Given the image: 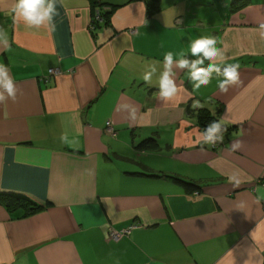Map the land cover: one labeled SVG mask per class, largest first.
I'll list each match as a JSON object with an SVG mask.
<instances>
[{"label": "crops", "instance_id": "1", "mask_svg": "<svg viewBox=\"0 0 264 264\" xmlns=\"http://www.w3.org/2000/svg\"><path fill=\"white\" fill-rule=\"evenodd\" d=\"M16 2L0 0V65L17 88L0 102V262L264 264V0H55V31L28 26ZM201 36L220 54L198 67L220 72L197 92L177 61L203 58ZM213 121L227 131L209 146Z\"/></svg>", "mask_w": 264, "mask_h": 264}, {"label": "clouds", "instance_id": "2", "mask_svg": "<svg viewBox=\"0 0 264 264\" xmlns=\"http://www.w3.org/2000/svg\"><path fill=\"white\" fill-rule=\"evenodd\" d=\"M13 11L18 17L22 18L23 21L30 27H39L41 25H44L45 27H50L51 31H55L56 29L54 18L58 13L55 0H17ZM216 45L217 41L214 38L201 36L200 38L195 39L191 43V54L193 56L203 54V58L193 61L190 65L189 61L185 58H181L177 61L178 67L191 68V71L190 73H188V76L191 77L192 82L198 81V83H194V90L197 92L201 88H204L209 85L210 76L213 70H215L217 73L220 72L219 67H217V65L215 64L209 65L207 69L198 67V65H202L204 63L205 59L213 60L220 54ZM173 60L174 54L172 52H167L164 56L165 71L161 74L159 78V97L161 98L169 99L176 95L178 92V86L176 81L172 78V76L169 75V73L172 72L171 66L173 64ZM238 67V65H235L228 66L223 69L222 74L224 79L219 83V88L221 91L227 92L229 85L236 84L239 81ZM153 71H155L154 68ZM173 75H175V73H173ZM151 78L152 72H146L143 77V79L149 83L151 82ZM0 88L3 89V91H0V102L6 99L5 92L8 96L15 99L17 88L15 86L14 80L9 76L7 68L2 65H0ZM194 106L203 107V104L197 102ZM132 118H136L135 112H133ZM221 125V122L213 121L206 128L202 139L206 141L209 146H212V144L215 143L217 140L224 139V133L227 131V129L225 128L223 132H221ZM217 133H220V135H217ZM63 139L66 140V137H64ZM239 147V143H234L232 145V150H235ZM229 179L233 180L235 179V177H230ZM236 184H239L238 180H236ZM257 192V200H264V191L258 188ZM0 264H2V262H0Z\"/></svg>", "mask_w": 264, "mask_h": 264}, {"label": "built area", "instance_id": "3", "mask_svg": "<svg viewBox=\"0 0 264 264\" xmlns=\"http://www.w3.org/2000/svg\"><path fill=\"white\" fill-rule=\"evenodd\" d=\"M99 21H102V17L100 15V13L97 11L95 12L94 14V17H93V22H92V27H94ZM59 70L58 69H50L48 71L49 75H57L59 74ZM107 129L109 131L110 134L114 135L115 133L112 132V129H111V124L110 122H107ZM217 144L213 145V146H216ZM136 226H131L130 228H127V229H123V230H120V231H111L110 232V237L112 240L114 241H118L119 239H121V237L128 233L132 228H135Z\"/></svg>", "mask_w": 264, "mask_h": 264}, {"label": "trees", "instance_id": "4", "mask_svg": "<svg viewBox=\"0 0 264 264\" xmlns=\"http://www.w3.org/2000/svg\"><path fill=\"white\" fill-rule=\"evenodd\" d=\"M242 3L245 4V1H243ZM111 11H112V8L111 7L105 8V9L103 8L102 10H100V15L104 19V17L106 15H108L109 13H111ZM205 117H207V118H205ZM205 117H202L203 120L201 119L202 124L203 123L205 124V122L207 121V119H209L208 116H205ZM177 180L180 181L182 184H184V186L189 191H199L200 190L199 185H197V184H195L193 182L182 181L180 179H177ZM29 205H30V209L28 210L29 213H33V212H35V210H38L39 209V207L36 204H34V203H30Z\"/></svg>", "mask_w": 264, "mask_h": 264}, {"label": "rangeland", "instance_id": "5", "mask_svg": "<svg viewBox=\"0 0 264 264\" xmlns=\"http://www.w3.org/2000/svg\"><path fill=\"white\" fill-rule=\"evenodd\" d=\"M215 144H218V140L215 143H213L212 145H215Z\"/></svg>", "mask_w": 264, "mask_h": 264}]
</instances>
